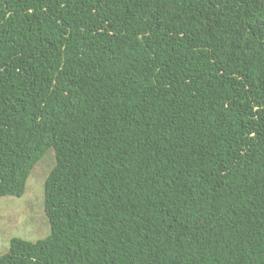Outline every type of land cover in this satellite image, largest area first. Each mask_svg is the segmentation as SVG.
Here are the masks:
<instances>
[{
    "label": "trees",
    "instance_id": "trees-1",
    "mask_svg": "<svg viewBox=\"0 0 264 264\" xmlns=\"http://www.w3.org/2000/svg\"><path fill=\"white\" fill-rule=\"evenodd\" d=\"M49 148L0 264H264V0H0V197Z\"/></svg>",
    "mask_w": 264,
    "mask_h": 264
},
{
    "label": "rangeland",
    "instance_id": "rangeland-1",
    "mask_svg": "<svg viewBox=\"0 0 264 264\" xmlns=\"http://www.w3.org/2000/svg\"><path fill=\"white\" fill-rule=\"evenodd\" d=\"M55 165V151L49 148L34 165L25 193L0 197V255L7 252L12 237L37 240L49 234L43 201L44 182Z\"/></svg>",
    "mask_w": 264,
    "mask_h": 264
}]
</instances>
